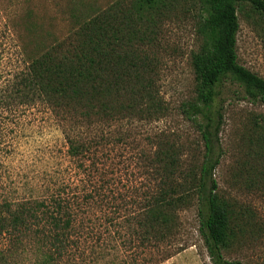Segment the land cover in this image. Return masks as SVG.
<instances>
[{
	"label": "trees",
	"instance_id": "16d2710c",
	"mask_svg": "<svg viewBox=\"0 0 264 264\" xmlns=\"http://www.w3.org/2000/svg\"><path fill=\"white\" fill-rule=\"evenodd\" d=\"M87 2L73 0L70 7L68 0L64 16L69 27L72 24L63 37L46 30L33 10L18 26L6 19L1 26L0 85L4 75L9 80L0 87V106L38 103L60 126L67 124L72 179L83 188L70 186L68 198L13 197L3 170L0 136V264H11L15 256L29 251L37 254L39 264H118L122 247L129 261L121 264H161L171 257L164 248H171L179 235V214L194 208L211 264H242L227 260L224 253L241 244L248 232L264 234V227L251 210L219 195L214 177L223 158V116L217 101L223 84L232 81L252 103L264 105V79L242 67L237 53L239 13L249 7L264 22V0H198L202 45L192 56L196 98L181 111L201 136L202 162L186 167L180 146L167 140L150 143L154 150L138 156L149 185L140 188L143 193L135 188L125 194L108 179L117 174L107 172L94 157L100 147L114 142V131L108 132L114 126L152 123L169 113L153 51L157 22L170 2L121 0L105 10ZM13 32L21 44L17 61L6 55L16 46ZM98 126L107 132L93 136ZM262 130L258 141L264 146ZM115 137L121 145L128 139L122 133ZM95 178L97 183L86 194L85 187Z\"/></svg>",
	"mask_w": 264,
	"mask_h": 264
},
{
	"label": "rangeland",
	"instance_id": "374dc122",
	"mask_svg": "<svg viewBox=\"0 0 264 264\" xmlns=\"http://www.w3.org/2000/svg\"><path fill=\"white\" fill-rule=\"evenodd\" d=\"M117 1L121 0H88L87 3H94L105 10ZM169 2L165 16L156 25L159 34L153 51L159 60L161 97L169 113L160 121L152 123L124 122L114 126L108 131H114L111 133L114 142L105 149L100 147L94 157L98 164L102 162L107 172L117 174V177L109 176L108 179L116 181L118 193L125 194L135 188L143 193L140 188L149 185L138 156L154 150L150 143L167 140L180 146L185 152L186 167L199 162L201 164L203 159L201 136L193 122L181 111L183 105L196 98L192 56L199 52L202 45L199 34L202 9L198 0ZM67 3L68 0H0V31L5 19L9 24L18 26L28 10H33L39 14L46 30L66 36L72 24L70 21L69 27L68 19L64 16ZM239 23V64L264 79V22L246 7V11L239 13ZM14 40L16 46L6 50V55L17 61L21 44L15 36ZM8 80V75H4L0 87H5ZM220 91L217 105L221 107L223 116L220 134L223 158L214 177L219 184V195L237 207L251 210L257 223L264 227V146L258 141V135L264 128V105L252 103L244 89L232 81H226ZM0 115V136L4 139L3 170L13 197L60 194L68 198L70 186H82L79 181L72 179L74 168L70 167L65 140V134L70 135L67 124L60 126L54 114L38 103L32 107L10 105L3 109L0 106ZM102 130L107 132V128L99 126L91 132L93 136H98ZM118 133L128 138L122 145L115 137ZM106 154H109V158H106ZM92 182L85 187L86 194L91 191L88 187L96 184L97 179ZM179 215V235L171 248H164V252H170L171 257L161 264H211L199 232L196 209ZM119 251L122 253L116 263L129 261L128 255H123L126 249L122 247ZM114 253L117 255V252ZM224 254L230 261L264 264V234L256 236L248 232L241 244ZM11 264H39V257L29 251L15 256Z\"/></svg>",
	"mask_w": 264,
	"mask_h": 264
}]
</instances>
